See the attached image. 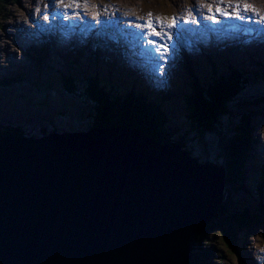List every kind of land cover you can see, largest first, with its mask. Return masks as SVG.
Segmentation results:
<instances>
[{"label": "rangeland", "instance_id": "374dc122", "mask_svg": "<svg viewBox=\"0 0 264 264\" xmlns=\"http://www.w3.org/2000/svg\"><path fill=\"white\" fill-rule=\"evenodd\" d=\"M77 1H79V3H73L72 0H62L59 3H57V0H50L52 4L51 8L48 9H46L44 5L48 3L49 0L1 1L0 131L2 129L7 130L11 132L12 135L22 139H29L31 137L35 140H41L50 136L61 138L65 135L71 134H86L88 133V130L93 129H113L112 131L115 133L117 132V129H120L126 132L128 135L124 134L129 136L131 141L133 140L135 143L144 142V144H147L149 139H151L152 141L150 142H152L154 146H160L164 150H166L165 148H170L172 151L177 150L181 153L184 152L188 159L192 160V163L197 168L205 165L206 163H210L207 162V159H211L210 156L213 151L219 155L221 160L223 158L225 159V150L230 148L229 145H231V141L223 144L222 152L218 143L221 141L219 136H224V133L228 129L236 130V128L242 126V131L247 134V143L246 148L244 149L245 160L244 164L240 167L241 172H244V178L242 177V174H240L241 172H239L240 182L236 187H225L226 178L224 179V199L219 205V209L222 212L225 210L231 214L240 216L245 215V220H248V217H250L251 221L244 224L247 226L236 230L235 228L237 226L229 222H224V220L230 219L228 217L225 219V216L218 214L219 212L217 211L213 219L205 225L203 232L198 235L197 240L194 242V248L191 250V253L189 252L191 259L190 257L189 259L187 257V264L196 263V258H193L195 254L199 255V261H201L200 264H264V200L258 204L261 209V211H258V206L257 203L255 204V200L262 199V193L261 189H256V186L253 188V185L256 184L255 180L257 179V182H259L260 179L261 181L262 174H264V101L260 103V100H258L260 95H257L258 93H256V89L264 88V79H249L254 77L250 76L253 72L256 71V74L260 75V72L264 71V24L261 26L264 21L260 20V17H264V10H259L257 8L258 6L259 8L264 9V0H240L239 4L242 7L243 3H247L250 5V9L255 10H249L248 12L252 15H244V20L236 19L232 15L231 8H229L228 11L226 10L229 12V16L224 17L216 15L213 11L209 12L207 10L208 6L205 5V3H210L213 5L211 7L214 10L217 6H219L221 10H225V4L229 0H192V2L186 7L183 6L184 3L182 1L184 0ZM219 1L221 2L217 4ZM232 2H234V0H232ZM61 3L65 4L67 8L69 7V9H74L76 12L75 15H73L72 20L69 19V15L64 14V8ZM71 4H74L75 7L71 6ZM182 6L183 9L180 8V12H177V16L180 18L179 26H182L185 19L190 21L191 17L195 16L197 17L199 26L203 27V32L201 33L199 29L195 28L192 34L189 33L185 36V29L190 30L189 28H194L191 26L190 22L184 26V30L179 31L181 35L180 39H183L182 41L176 38V30L173 31L175 41H169L167 39V42H165V39L161 41L155 37L157 44L163 43L167 46L168 52L166 54H162L163 49L159 47H154L153 52L152 44H150L147 40H141V38L146 36L142 35L140 31H132V25L134 24V29H137L135 25L137 23L143 24L144 21L142 20H147L149 18V14H151V21H155L153 18V16H155L159 19L162 18V21L166 22L167 18L165 15L168 12H171L173 8ZM193 8L196 10L190 11V9ZM49 9H51V11ZM139 10L143 11L141 15L142 18L138 16ZM81 11L84 13L86 12V15H77ZM110 12L115 13L113 18ZM124 12L128 15H125ZM29 14H31V19H29ZM94 14L96 15L95 17L93 16ZM45 16L48 17L47 20H45ZM53 16H55V18H53ZM105 16L106 19L100 23V28L96 27L95 24H97L98 20ZM209 16L217 21L215 26L209 23L211 22L209 19L205 18ZM254 17H258V20ZM246 18L248 19L246 20ZM250 18L253 20L251 24H255V27L259 26L258 29H256L257 38L253 43L246 41L248 38H254L255 27L251 25L249 26L251 28L249 31H252L250 33H247V28L244 29L246 26H241V31H246L247 33L246 40L243 37H232L227 40L224 34L219 33L221 30H225L227 31V35L229 37V33L235 30V26L238 23H245V20L248 23ZM113 20L116 24L110 26ZM73 23L82 24L80 26L83 33L81 37L83 38V36H87V43L89 41L94 43L96 40L94 36H100L98 31L100 32V30H104L105 28H110L114 33L117 32V34L119 31H122V33L126 35V39L124 44L120 46H126V48H123L124 50L121 49V53L114 48L113 52L109 54L108 59V56L105 53L96 49L99 44L91 45L88 43V47L83 52L84 47L78 45L77 38L73 35L75 40L74 46L67 49V44L64 46L62 44H64L65 39L67 41L69 33L62 30H66L68 26L74 27L72 26ZM166 25H168V23ZM166 25L165 27L157 25L158 27H156L155 30H162L159 32L169 31L170 28H166ZM94 26L96 29H94ZM212 28H216L217 31H214ZM140 30L142 32L147 31L146 29ZM228 30L230 31L229 33ZM38 31L43 34H46V32H54L51 36L53 40L48 36L38 38V36H40ZM59 31L61 32V35L66 33V36H61ZM209 31L211 32L210 35ZM69 32L71 33V31ZM79 32V29H77V31L73 34H77ZM251 33L253 34L251 35ZM24 34L25 38L21 36ZM201 35L203 36L201 37ZM100 37L110 40L111 36L105 33ZM28 38L30 40L25 43V39ZM230 40H232V42L244 41L246 46L243 48L245 50L243 51V55H233L235 47L230 44ZM9 41L11 42L13 48L11 54L7 53L9 50L8 46H10ZM220 42L222 43L220 44ZM181 44H183L182 47ZM26 45L27 47H25ZM58 45L59 50L54 52L53 48H56ZM175 45L180 46L177 51V57L180 55L182 56L183 54V56L188 58L189 61L192 60V64L196 67V72L200 75V81L205 84L206 88L209 87L208 84L212 82L208 79H212L213 77L212 73L215 72L213 68L217 70V73H220L222 72V70L220 71V66H234L238 69L241 67L245 69L244 73H247L248 75L245 81L242 82L245 83L246 86H242V91L244 90V92H242V95L239 98L238 105L236 106L237 101H235V104H232L230 107L231 114L225 118L224 116L219 118V121L221 122L220 124L222 125L219 136L213 135L214 133L209 132H203L202 135H199V132L201 131L196 130L193 132L190 128L192 124L190 125L189 120L186 119V108L182 109L186 104L185 99L187 94L183 95L181 91L185 92L187 89L191 92L194 89L191 87L193 85V81L185 80L183 78L185 76L183 71L178 73L181 70V65L175 66L177 60L174 58V54L172 53V47H175ZM43 46H45L44 50L48 48L50 51L48 52L51 55V60H48V55L47 62L49 64L52 63L55 68L54 70H50L47 63L42 62L41 60L38 61V69L33 68L31 66L32 64H30L34 63V59L30 55V50H33L34 48L41 49ZM4 47H6V50L2 51ZM222 48L224 51H222ZM201 50L205 51L199 53ZM227 50L230 52V57L228 53L226 54ZM71 52L77 55L79 59V61L76 60V62H74L73 66H69V64L64 63L63 61L64 59L70 57L69 53ZM17 53L26 55V64H29V66L33 69H24V59L17 60L13 58L17 55ZM77 53H79V55ZM153 53L154 55L156 54L157 61L154 60ZM205 54H207V56ZM98 56L99 58L107 57L106 61H111L115 68L109 72L99 70L101 68V64H104V61H100V64L98 61L95 63L94 59H98ZM204 56L206 57L203 58ZM71 59L72 61L75 60L73 56H71ZM167 59L170 60V63ZM179 59L180 58H178V61ZM56 60L59 64L56 63ZM66 61H68V59H66ZM196 61L198 62L197 64L195 63ZM208 61L210 63H216L219 67H212V69H208L206 73H202V68L206 67ZM124 62L126 63L125 71L127 74H130V72L136 73V71L140 76H142L141 74H148L143 75L142 77L147 76L145 78L150 81L157 80L159 76L161 84L165 85L167 88L165 91L166 98L163 99L162 97V99L158 101L155 99L156 97L152 96V94H146L147 91L144 86L140 87L145 90V94L148 97H152L154 100L158 101L151 104L148 103L149 100L144 99L138 91H134L133 88L122 87L123 84L131 85L130 83L125 82L126 77H124L123 72H116V68L122 67ZM182 62L184 63L185 61L182 60ZM160 65H163V67H160ZM106 66L111 67L108 63ZM45 67L48 68V71L43 69ZM155 67L157 70L154 69ZM172 67L173 70L176 71L178 69V71L174 72L173 70H169L172 69ZM105 68L102 69L104 70ZM225 68L226 67H223V69ZM94 71H96V73ZM238 71L239 70H235L232 74H236ZM27 72L36 76L32 77L33 81L24 80V78L26 79L28 77ZM35 72H38V74ZM175 73L176 76H178L176 79L173 77ZM54 74H57L59 77L51 80L49 75L53 76ZM94 75H96L99 80L93 79L96 82L92 85L93 82L90 79L95 77ZM99 76H101V78H99ZM190 76L193 77L192 74ZM244 76L245 75H242V77ZM15 78L19 81L15 82ZM229 78L234 79L236 84L240 86L241 82L238 83L239 81H237L235 77L232 76ZM48 79H50V83L45 82V80ZM92 86L94 87V91L98 90L97 92L108 96L110 101H116L118 104L122 103L124 105V103L130 100V102L139 104L143 114L151 117L152 120L155 115H160L162 121L167 123V127L165 129L167 131L166 136L175 140L171 141L167 139L164 140V143L162 139H154L153 137L157 138V136H155V130L151 129L153 130L152 136L146 135L145 131L149 128L147 126L143 127L141 124L140 127L142 126L141 128L144 131L133 129V127H131L130 124L128 125L126 122H123L125 127H119V125L113 123H110L106 127L103 125H97L104 123L101 122V116L98 115V112H96L98 109L96 101L97 97L94 93L89 92L92 90ZM135 88L136 85L134 86V89ZM159 90L160 89L157 88L158 92ZM170 92H172L173 95L171 94V96H169L167 94ZM66 93L72 94V98L68 99V94ZM172 97L177 101L173 103L171 101ZM165 100L167 102H165ZM126 109L127 108L124 107V110L122 111H126ZM147 110H153V112L157 114H152L151 116ZM137 116L140 117L139 114ZM244 123L245 126H248L246 129L243 127ZM133 132L137 135H133ZM150 133L151 131L149 134ZM236 133L240 135L239 132ZM120 134H122V132H120ZM207 134L210 135L207 136ZM212 135L213 137L211 138ZM132 136L135 137L132 138ZM183 136L185 137V140L181 139ZM2 143L3 142H0V145ZM144 153L149 155V152L147 151ZM151 172L156 174L157 172H161V170H157L155 167L151 170ZM193 172L195 173V170H193ZM195 176V178L200 177L198 174H195ZM155 183L154 188L166 187L164 178L157 179V182L155 181ZM214 184H216V186L218 184L216 178H214ZM259 185H261V183H259ZM190 226L195 228L192 224ZM222 227L228 229L225 230L227 234L229 231L231 232V230L235 233L234 243L236 245L234 248L231 247L228 249V246L223 238ZM199 246H201L200 249ZM232 246H234V244H232ZM204 253L207 254L206 259L202 257L205 255ZM187 259H185V261Z\"/></svg>", "mask_w": 264, "mask_h": 264}, {"label": "water", "instance_id": "95a60500", "mask_svg": "<svg viewBox=\"0 0 264 264\" xmlns=\"http://www.w3.org/2000/svg\"><path fill=\"white\" fill-rule=\"evenodd\" d=\"M92 131L61 138L9 137L0 141V264H152L147 254L154 246L160 255L157 264H168L171 257L176 264H187V255L169 244L191 253L198 235L217 212L214 203H222V169L216 168L217 188L208 184L209 192L213 191L208 197L198 188L205 183L195 178L193 170L198 173L199 169L184 152L164 150L148 140L141 150L129 136L110 145L107 130ZM40 144L55 154L53 161L40 159L39 152L29 147ZM107 147L118 151L131 148L132 153L114 160ZM13 151L17 156L19 152L27 154L7 157ZM33 156L35 168L19 176L10 170L11 165L19 169L22 160L31 161ZM101 159L119 165L115 166L119 172H109ZM99 163L102 175L95 174ZM145 164L160 167L167 194L151 188L148 175L154 184L157 177ZM80 168L87 173L79 174ZM120 168L127 175L120 173ZM193 202L203 204V212L186 215L183 205ZM182 216L192 219L189 224L195 228ZM161 235L168 240L175 236L177 241L168 244Z\"/></svg>", "mask_w": 264, "mask_h": 264}, {"label": "trees", "instance_id": "16d2710c", "mask_svg": "<svg viewBox=\"0 0 264 264\" xmlns=\"http://www.w3.org/2000/svg\"><path fill=\"white\" fill-rule=\"evenodd\" d=\"M1 1H5V0H0V4H2ZM209 63L210 62L208 61L206 67L202 68V71H201L202 73H206L208 71V69H212V67H215V66L219 67L214 62L210 63V64ZM223 67H226V68L223 69ZM223 67L220 66V70H222V72L216 73L217 75L215 77H212L213 81L208 84L209 87H207V88L204 86V84L199 85L197 80L193 78L194 76L193 77L190 76L191 74L184 76L185 80L193 81V85L191 87L194 88L188 95H186L185 101H186V105L188 108V109L186 108V113H187L186 115H188V117L186 119L189 120L190 125L192 124V126L190 128L193 132L196 130L201 131V132H199V135H202L203 132H209V133H214L213 135L219 136V133L221 130L220 128L222 127V125L220 124L221 122L219 121V118L221 116L222 117L224 116V118H225L231 114V110H230L231 105L232 104L234 105L235 104L234 102L237 101V104H236V106H237L239 98L241 97L242 92H244V90L242 91V86L243 85L246 86V84L242 83V82H244L245 79L248 77L247 73H244L245 69L241 68V67H239L240 69H238L237 67L235 68L234 66H223ZM43 69L47 70V67H45ZM235 70H239L238 73L232 74ZM213 73H215V72H213ZM242 75H245V76L242 77ZM232 76L235 77V79L237 81H239L238 83L241 82L240 86H238L236 84V81L234 79L229 78ZM250 76H254V77L249 78V79H257V80L260 78L264 79V71H263V73L260 72V75L256 74V71H255ZM130 78H131V76H130ZM132 78H135V77H132ZM50 79L45 80V82L50 83ZM139 83L142 86H144V88L146 89V91H147L146 94L151 95L153 93V91L151 92L149 89L150 86L149 85L147 86L144 84L143 79H139ZM91 89L92 90H90L89 92L94 93V95L97 97L96 98L94 96L96 98V101L98 104V109L96 112H98V115L101 116V119H102L101 122L104 123V124H97V125H100V126L103 125L104 127H106L110 123H113V124L119 125V127H125L123 122H126L128 125L130 124L131 127H133V129H137L139 131L140 130L144 131L141 128L142 126L140 127V124H141V125H143V127L147 126L149 128L147 131H145L146 135L152 136L153 130H151V129H154L155 130V136H157V138L153 137L154 139H159V140L162 139L163 142H164V140H167V139L173 141L172 139H170V137L166 136L167 131L165 129H166L167 123H165V121H162L160 115L153 112V110L152 111L147 110V112H149V114H151V116H152V114H154V115L157 114V115H155V117L152 120L151 117L143 114L142 109L140 108L139 104L130 102V100H128V102L124 103V105L122 103L118 104L116 101H112V100L110 101L109 100L110 98L108 96H106L100 92L94 91L93 86L91 87ZM159 91H163V93L165 95L166 88L162 87V88H160ZM256 93H258L257 95H260L258 100H260V103H262V101H264V88L256 89ZM139 94L144 99L149 100V102L147 101L148 103L152 104L154 102L160 101L159 94L155 98L158 101L154 100L152 97H148L145 94V90H144V93H139ZM124 107L127 108L126 111H122V110H124ZM138 114L140 115V117L137 116ZM104 117H106V118H104ZM107 117H109V118H107ZM162 123H164V124H162ZM243 127H245V129H246L248 126L247 125L245 126V123H244ZM2 130L0 131V135L3 134ZM5 131H7V130H5ZM150 131H151V133L149 134ZM236 132H239L240 135H238ZM8 133H10V132L8 131ZM224 134H225L224 136H219V139H221V141L218 142L220 145V150L222 152H223V144L227 143V142L229 143L231 141V145H229L230 148L228 150H225V152H226L225 159L223 158L221 160L219 155L215 151H213V153L210 156L211 159H209V160L214 161L215 164L217 163L216 165H218V166H224L225 167V169H226L225 170V172H226L225 187H230V186L236 187L239 185V182H240L239 181L240 180L239 172H241L240 167L244 164V160H245L244 149L246 148L247 134L242 131V126H239V128H236V130L228 129V130H226V132ZM21 135H22V133H21ZM209 135L207 134V136H209ZM213 135L211 136V138L213 137ZM184 138H185L184 136L181 137V139H184ZM212 157H215V158H212ZM243 173L242 172L240 173V174H242V177H243ZM262 175H264V174H262ZM242 177H241V179H242ZM262 185L260 187H262ZM226 191H227V188H226ZM223 197H224V191H223ZM229 202H230V200H229ZM219 210L220 209L218 206L217 207V211L219 212L218 214L225 216V219H226V217H228L230 220H224V222H226V223L229 222L231 224H235L237 226L235 228L236 230H238L239 228H242L244 226H247L244 224H247L248 221H251L250 217H248V220H245V218H246L245 215L240 216V215L228 213L225 210H223L224 212H222L221 210L219 211ZM221 225H223V224H221ZM225 230H228V229L225 227H222L224 241L226 242L228 249H230L231 247L234 248L236 245L234 243L235 242V233L231 230V232L229 231V233L227 234ZM240 242H242V241H240ZM232 244H234V246H232ZM200 248H201V246H199V249ZM206 256H207V254L203 255L202 257L204 259H206ZM194 257L196 258L195 259L196 263H194V264H200L201 261H199L200 260L199 255L195 254V256H193V258Z\"/></svg>", "mask_w": 264, "mask_h": 264}, {"label": "bare ground", "instance_id": "6f19581e", "mask_svg": "<svg viewBox=\"0 0 264 264\" xmlns=\"http://www.w3.org/2000/svg\"><path fill=\"white\" fill-rule=\"evenodd\" d=\"M64 1V0H63ZM65 1H68V0H65ZM221 1H219V2H217V4L218 3H220ZM77 3H79V1H77ZM52 4V3H51ZM62 4V3H61ZM205 5L206 6H213V5H211L210 3H205ZM53 6V5H52ZM57 6V5H56ZM62 7L64 8V14H66V15H69V19L70 20H72L73 19V15H74V13H76L75 11H74V9H69V7L67 8L66 6H65V4H62ZM233 7H238L239 9H240V12H241V14L244 16V15H246V14H248V15H252L251 13H249V12H243V7L239 4V5H237L236 3H234V2H232V0H229L226 4H225V10L223 9L222 11H228L229 10V8H231V12H232V8ZM212 8V7H211ZM50 11H51V9H49ZM212 11L216 14V15H219V14H217L216 13V11L212 8ZM100 12V11H99ZM3 13V12H2ZM125 13V12H124ZM80 14V13H79ZM107 14V13H106ZM125 15H128L127 13H125ZM86 18V17H85ZM106 19V16L105 17H102V21L103 20H105ZM87 20V19H86ZM85 20V21H86ZM90 21V20H89ZM101 21V22H102ZM100 22V23H101ZM100 23L98 24V27L100 26ZM210 24H212V25H214L215 26V24H213V23H211V22H209ZM237 24V23H236ZM57 25H59V24H57ZM212 25H209V26H212ZM72 26H74V27H68L66 30H62V31H67L68 29H72L73 30V33H75L76 31H77V29H79V31L80 32H82V29L80 28V24H72ZM241 26L242 25H240V23H238L236 26H235V30L233 31V32H231V33H229L230 31L228 30V33H229V37H228V35H227V31H225V30H221L219 33L220 34H224L225 35V37H226V39L227 40H229V39H231L232 37H243L244 39H245V37L244 36H247V33H246V31H241ZM246 26V25H245ZM247 27V30L249 31L251 28L249 27V26H246ZM255 27V26H254ZM219 28V27H218ZM94 29H96L95 28V26H94ZM190 30H184V32H185V36L186 35H188L189 33L190 34H192V32H193V30L195 29V28H189ZM197 29H199L200 30V32L202 33L203 32V27H201V26H198L197 27ZM214 31H217V29L216 28H212ZM256 29H258L257 27H255L254 28V30H255V32H254V38H248V40H246V41H248V42H250V43H253V42H255V40H256V38H257V36H256V33H257V31H256ZM99 30V29H98ZM98 30H96V31H98ZM212 30V31H213ZM205 31V30H204ZM60 32V31H59ZM206 32V31H205ZM58 33V32H57ZM72 33V34H73ZM98 33L100 34V36H102V35H104L105 33H107V34H109L111 37H110V40H108V44H105V43H107V41H104V39L103 38H101L100 36H94L95 37V39L97 40H95L94 41V43L92 42V41H89L88 43L89 44H91V45H97V44H99V46L100 47H103L104 48V50H105V54L108 56V59H109V54H111V52H113V49L114 48H116L115 46H117L118 44H119V39H118V34L119 33H122V31H119V33L117 34V32H113L110 28H105L104 30H100V32L98 31ZM207 33H208V31H207ZM38 34L40 35V36H38V38H41V37H44V36H48L50 39H52V35L54 34V32H46V34H43L42 32H40V31H38ZM124 36H125V39H126V35L124 34V33H122ZM211 34V32L209 31V35ZM241 34V35H240ZM244 34V35H243ZM253 33H251V35H252ZM63 35H65L66 36V33H63L61 36H63ZM176 38L177 39H179L180 41H182L183 39H180V37H181V35H180V33L179 32H177L176 34ZM60 36V35H59ZM64 36V37H65ZM203 35H201V37H202ZM231 36V37H230ZM87 37V36H86ZM125 39H122L121 40V45L122 44H124V41H125ZM53 40V39H52ZM115 41V42H114ZM189 41V40H188ZM10 42V41H9ZM54 42V41H53ZM74 42H75V40H74V38H73V35H69L68 36V39H67V41H66V39H65V41H64V44H62L63 46L64 45H66L67 46V49H69L70 47H73L74 46ZM222 42H220V44H221ZM233 43V44H232ZM232 43H230L232 46H234L235 47V45H236V43L237 42H232ZM243 43H244V41H243ZM9 45L10 46H8V48H9V50H8V52L7 53H12V51H13V48H12V45H11V42L9 43ZM44 48H45V46H43L41 49H39V48H34L33 50H30V55L32 56V58L34 59V64H36V65H38V61H42V62H45V63H47V66H48V68L50 69V70H54L55 68L53 67V65H52V63L51 64H49L48 62H47V57H48V55H49V59L51 60V55H50V51L48 50V48L46 49V50H44ZM123 48H126V46H124V47H121V49L122 50H124ZM117 49V51L118 52H120V51H122L121 49H118V48H116ZM220 49V48H219ZM4 50H6V47H4L3 49H2V51H4ZM53 50H54V52L55 51H57V50H59V45L56 47V48H53ZM216 50H218V49H216ZM49 51V52H48ZM228 51V50H227ZM226 51V54L228 53L229 54V57L231 56L230 55V52L228 51L227 52ZM245 51V50H244ZM264 52V51H263ZM233 53V52H232ZM206 56H207V54H205ZM35 56H37V58L35 57ZM39 56H40V58H39ZM203 56V55H202ZM206 56H204V57H206ZM225 56V55H224ZM182 57V56H181ZM189 57V56H188ZM203 57V58H204ZM14 59H17V60H22V59H24V63H23V67H24V69L26 68V69H29V70H31L32 69V67L31 66H29V64L27 65L26 63H27V61H25V59L27 58V56L26 55H24V54H20V53H17V55L16 56H14L13 57ZM201 58V57H200ZM66 59H71L70 57H68V58H66ZM66 59H64L63 61H64V63H67V64H69V66L70 65H74V62H76V60H74V61H71L70 60V62H68V61H66ZM52 60H55V59H52ZM107 60V57H100L99 58V56H98V62H99V64H100V61H104L103 63L104 64H101V66H103V65H107V63L112 67V68H115L114 66H113V63L112 62H108V61H106ZM56 63H58V61L56 60ZM138 63H139V61H138ZM196 64L198 63L197 61L195 62ZM30 64H32V63H30ZM59 64V63H58ZM121 64V63H120ZM25 65H27V66H25ZM48 68H47V71H48ZM155 70H157V68L155 67L154 68ZM137 70V69H136ZM154 70V71H155ZM261 71V70H260ZM262 73H263V71H261ZM28 73V72H27ZM36 74H38V72H35ZM60 73V72H59ZM128 75V77L130 78V76L131 77H136V74L135 73H132V72H130V74L128 73L127 74ZM25 76H26V74H25ZM35 75H32V74H29L28 73V77L25 79L24 78V80H29V81H32V77H34ZM140 76V75H139ZM36 77V76H35ZM49 77L51 78V79H57L59 76L56 74H54L53 76H50L49 75ZM145 77H147V76H145ZM145 77H142V76H140V79H143L144 80V84L145 85H149L150 87H149V89H150V91L152 92L153 91V93H152V96H154V97H157L158 96V94H159V96H160V99H162V97H163V95H164V93H163V91H157V88L158 89H160V88H162V87H165L166 88V86L165 85H163V84H161V80H160V78H159V76H158V78H157V80H149V79H147V78H145ZM126 80L128 79V78H125ZM15 80V82H18L19 80L17 79V78H15L14 79ZM163 83V82H162ZM171 84V83H170ZM6 85V84H5ZM68 85V84H67ZM167 89V88H166ZM28 90H29V88H28ZM98 91V90H97ZM150 92V93H151ZM157 92H158V94H157ZM35 93H37V92H35ZM97 93V92H96ZM138 93H144V90L142 89V90H140V91H138ZM38 94V93H37ZM164 98H166V95H165V97ZM170 99V98H169ZM172 100V102L174 103V102H176L177 100L175 99V98H171ZM170 101V100H169ZM165 102H167L166 100H165ZM169 105V104H168ZM165 111V110H164ZM181 112V111H180ZM174 115V114H173ZM178 120V119H177ZM175 125V124H174ZM172 126V125H171ZM166 127H167V125H166ZM102 130H107L108 131V129H102ZM117 130H120V129H117ZM3 131V134L2 135H0V141H3V139H6V138H11V139H13V137H17V136H15V135H12V133L10 132V133H8V131H5V130H2ZM106 131V136H107V140H108V143H111L110 145H116V144H114V140L115 139H117V138H125L128 134L126 133V132H122V134H120V132L118 133V132H116V133H114V131H112V132H107ZM89 132H91L90 134H93V131L92 130H88V133ZM127 134V135H125V134ZM25 134V133H24ZM125 135V136H124ZM22 136V135H21ZM26 136H28V135H26ZM26 139H28V138H26ZM91 139H93V138H91ZM29 140H35L34 138H29ZM94 140V139H93ZM149 141H152L151 139H149ZM133 145H134V143L133 142H131ZM138 144H139V146H140V148H141V150H142V146H141V144H143L144 145V142H138ZM118 145V144H117ZM30 148H31V150H33V152L34 153H36V154H38V152H39V156H40V159L42 158V159H44V157H46V158H48L49 160H54V157H55V154H53V152L52 151H50V150H48V148H45V146H43V145H38V146H29ZM16 148H18V145H17V147ZM56 148H59V147H56ZM14 149V148H13ZM38 149H39V151H38ZM15 150V149H14ZM47 150H48V152H47ZM107 150L110 152V154H112L111 156H112V158L114 159V160H119V157H122L124 154H126V153H129V155L132 153V151H131V148H125V149H123V150H119L118 151V149H116V148H109V147H107ZM115 150V151H114ZM41 151V152H40ZM144 152L145 151H143V154H144ZM47 153V154H46ZM24 154H27V152H19V156H17L15 153H14V151L13 152H10L9 154H8V156L7 157H9V156H11V157H17V158H19L21 155H24ZM57 154H59V153H57ZM90 154H93V153H90ZM97 154H100V152H98ZM96 154V155H97ZM25 156V155H24ZM210 156V155H209ZM4 157V156H3ZM11 157H9V158H11ZM198 157V156H197ZM6 158V157H5ZM16 158V159H17ZM116 158V159H115ZM212 158H215V157H212ZM97 159V158H96ZM208 161L207 162H210V163H206L205 165H202V166H200V167H197L198 169H199V171H198V173L199 174H201V175H199L200 176V179L203 181V182H205V183H203V184H201L198 188H200V189H203V193L205 194V195H207L208 197H209V194L211 195V193L213 192V191H211V192H209V190H208V184L209 185H211V183H212V185L211 186H213V187H215V188H217V186H216V184H214V178H216V173H215V171L217 170V169H222V171H220L221 172V174L222 173H224V176H222V180L224 181V179L226 178V172H225V167H218V165H216L215 164V162L214 161H211V160H209V159H207ZM91 162H92V159H91ZM100 162H102L103 163V165L105 166V167H107L108 168V171L109 172H111V173H118L119 172V168H116L115 166H119V165H115V164H112L111 162H109V161H107V160H105V159H101V161ZM36 162H35V158H34V156H33V159H31V161H29V160H22V162H20L19 163V169L17 168V167H15L14 165H11L10 166V170L13 172V173H15L16 171V173H15V176H19V174L21 173V172H28L29 170H30V168L33 166V164H35ZM122 163H123V166L124 165H127V161H122ZM89 164H91V163H89ZM88 164V165H89ZM100 164V163H99ZM103 165L102 164H100V169L98 168V170L96 171V173L95 174H98V173H101V175H102V171H101V169L103 168ZM145 166V168L147 169V170H149V171H151V170H153L155 167L157 168V170H160V167L158 166V165H156V164H145L144 165ZM36 167V165L35 166H33L32 168H35ZM215 167V168H214ZM217 168V169H216ZM22 169V170H21ZM81 169V168H80ZM21 170V171H20ZM120 170H121V172L120 173H124L125 175H127V173H125L124 171H122V169L120 168ZM7 172V171H6ZM77 172L79 173V174H86L87 173V171H85V170H77ZM162 171L161 172H157L156 174H158V175H156V177H157V179H161V178H163V176H162ZM196 171H195V173L194 174H198ZM213 176H215V177H213ZM244 177V176H243ZM263 180H264V175H262V179H261V181L263 182ZM148 182H149V184H150V186H151V188H153L154 187V183L151 181V177L148 175ZM166 182V181H165ZM122 183L124 184V182L122 181ZM159 183V182H158ZM223 185H224V182H223ZM244 185V184H243ZM258 187L257 186V184H255V185H253V188L254 187ZM195 187V185H193V188ZM220 187H222V185H220ZM114 189H115V187H114ZM130 190H133L132 188H129ZM156 189H161V191H163V192H165L166 194H167V190H168V187L166 186V187H159V188H156ZM257 189V188H256ZM223 191H224V189H223ZM262 192H263V196H264V186H263V190H262ZM221 197H222V194H221ZM261 200V199H260ZM221 204V203H220ZM219 203H214V205H215V209H216V211H217V207L220 205ZM199 205H201V208H199ZM184 207L182 208V210H183V212L186 214V215H191L192 213H195V214H198V213H200V212H203V211H201V209L203 208L202 206H203V204H201L200 202H193L191 205H187V203L185 204V205H183ZM208 212H204V215H206ZM198 218V216L196 215V216H194V219H197ZM182 219L184 220V219H186V220H189V221H186L185 223H187L188 225H191V224H189L190 222H191V220L192 219H189V217H187V216H182ZM191 227V226H190ZM191 228H193V227H191ZM182 230V229H181ZM192 231H194V230H192ZM182 232H183V230H182ZM161 238L163 239V242L165 241V242H167L168 244L169 243H171V242H173V241H177V239H176V237L174 236V237H172L171 239H169L168 240V238L166 237V236H163V235H161ZM181 239L183 238V236L182 237H180ZM184 239H186V238H184ZM180 240V239H179ZM169 246L170 247H172V248H174V249H178V248H180L181 250H182V252H184V254L185 255H187V257H188V259H189V257H190V259H191V255H190V253H189V251L188 250H186V249H184V248H181V247H179L178 245H173V244H169ZM156 250H157V246H154L153 248H152V250L150 251V253L149 254H147V256H150V258H151V262H152V264H157V262H158V260H160V255L159 254H157L156 253ZM162 257H164V254H162ZM182 259V258H181ZM188 261V260H187ZM167 263L168 264H176V261L174 260V258L173 257H171V258H168V260H167Z\"/></svg>", "mask_w": 264, "mask_h": 264}, {"label": "snow or ice", "instance_id": "6c2138e0", "mask_svg": "<svg viewBox=\"0 0 264 264\" xmlns=\"http://www.w3.org/2000/svg\"><path fill=\"white\" fill-rule=\"evenodd\" d=\"M61 2V0H57V3ZM73 3H76L77 0H72ZM234 3H236L237 5H239L240 3V0H234ZM44 7L46 9L48 8H51V2L49 0L48 3H46L44 5ZM193 10H196V9H190V11H193ZM209 12L212 11V8L209 6L208 9H207ZM249 10H252V11H255L254 9H250V5L247 4V3H243V12H248ZM216 13L221 15V16H224V17H228L229 16V12L227 11H222L221 8L219 6L216 7L215 9ZM75 15V13H74ZM232 15L236 18V19H240V20H244L245 17L241 14L240 12V9L238 7H233L232 8ZM47 16H45V20H47ZM53 18H55V16H53ZM206 19H209L211 21V23L215 24L217 23V21L215 19H213L211 16L209 17H205ZM29 19H31V14H29ZM176 20L177 18L176 17H173L169 20V23L167 25L168 28H174L176 26ZM260 20L261 21H264V17H260ZM196 23L197 22V17L195 16H192L191 17V21H189L188 19H185L184 20V23L187 24V23ZM255 22V21H254ZM157 25L160 24V20L159 18L157 19V21L155 22ZM135 27L140 30V29H146L147 31H144V32H141L142 35L144 36H148V35H151V36H155L157 37L159 40H163L165 38H167L169 41L172 40V36L168 33V32H158L155 30V27L153 26V22L151 21V14H149V18L147 20L144 21L143 24H139L137 23L135 25ZM150 44H152L154 47H159L161 49H163V53L162 54H166L168 52V48L167 46H165L163 43H160V44H157L156 41H149ZM160 67H163V65H160Z\"/></svg>", "mask_w": 264, "mask_h": 264}]
</instances>
